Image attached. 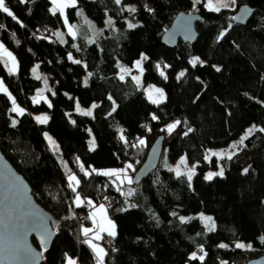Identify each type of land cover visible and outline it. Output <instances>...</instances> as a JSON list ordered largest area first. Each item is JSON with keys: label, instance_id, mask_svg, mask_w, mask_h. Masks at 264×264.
Instances as JSON below:
<instances>
[{"label": "trees", "instance_id": "obj_1", "mask_svg": "<svg viewBox=\"0 0 264 264\" xmlns=\"http://www.w3.org/2000/svg\"><path fill=\"white\" fill-rule=\"evenodd\" d=\"M6 6L21 23L0 12V42L18 69L9 72L0 57V79L24 112L12 111V99L0 93V151L56 220L50 249L33 239L43 264H97L81 236L82 225L90 222L78 216L88 215L87 201L107 205L108 199L116 201L106 208L117 234L102 239L106 264H248L264 257V0H235L233 9L219 11L208 10L203 0H75L66 9L67 21L52 12L51 0H6ZM243 8L252 11L248 20L237 19ZM183 12L201 16L199 37L193 45L180 41L170 49L163 36ZM91 27L102 30L94 42L87 38ZM194 58L202 63L193 66ZM141 59V83L122 80L121 67L131 69ZM36 65L47 80L51 107L33 102L43 83L32 76ZM150 85L162 89L163 102L147 99ZM77 102L83 111L96 103L93 115L77 111ZM41 113H47V123L34 120ZM171 124L176 129L169 136ZM47 133L58 142L61 160L50 150ZM143 135L147 144L141 145ZM159 137L162 157L167 153L174 162L186 156L198 164L192 180L160 162L147 179L135 181ZM233 142L239 152L231 159L206 161L209 150L228 149ZM220 168L223 176L206 179L208 171ZM122 169L131 183L97 174ZM69 175L79 180L76 192ZM77 194L82 207L74 204ZM199 213L212 217L214 231L195 217ZM238 242L245 247L236 248ZM193 253L206 255L201 262L191 259Z\"/></svg>", "mask_w": 264, "mask_h": 264}, {"label": "water", "instance_id": "obj_2", "mask_svg": "<svg viewBox=\"0 0 264 264\" xmlns=\"http://www.w3.org/2000/svg\"><path fill=\"white\" fill-rule=\"evenodd\" d=\"M252 15L248 8L240 10L237 19L246 20ZM202 18L196 13L178 14L163 36V43L170 49L179 42L193 45L199 34L196 24ZM164 137H159L135 175V181L147 179L160 165ZM57 228L56 220L36 201L25 178L18 173L0 151V264H43V250L51 248ZM248 264H264V257Z\"/></svg>", "mask_w": 264, "mask_h": 264}, {"label": "snow or ice", "instance_id": "obj_3", "mask_svg": "<svg viewBox=\"0 0 264 264\" xmlns=\"http://www.w3.org/2000/svg\"><path fill=\"white\" fill-rule=\"evenodd\" d=\"M20 2L21 3H26L27 0H20ZM120 2H121V0H116L117 4H119ZM52 3L54 5H56V7L53 8V13L55 14L56 10L59 9L61 11V13L63 14V9L65 7H68V6H74L75 0H70L69 3L61 2V0H52ZM194 3H199V0H194ZM232 3L234 4L235 0H232ZM220 6L226 7L227 5L226 4H222V3H218L217 5H213L212 0H208V4L206 5V7H208V9L210 11H219V7ZM129 11L130 12H135L136 9L135 8H130ZM0 12L6 13V15L8 17H11L14 21H16L17 23H21L18 20V18L14 15V13L6 6V0H0ZM109 23H111V22H109ZM21 26L23 27V24H21ZM128 26L130 28L134 27V25H132V24H129ZM4 27H5V25L0 24V29H3ZM69 33L70 34H74V33H72V29L71 28L69 29ZM223 35H224V33H221V37ZM0 53H3V55L7 57V60L11 62V67L9 68V72H13L14 69H15V57H13L12 54L10 52H8L7 49L4 48L3 44H0ZM69 59L70 60L72 59L71 54H69ZM142 59H147V57H142ZM73 62L77 63V64L80 63L79 60H75ZM198 62H200L199 58H194L192 61H190V63L193 66H195ZM200 63H202V62H200ZM136 66H137V68H140V62L139 61H137ZM156 67H157V69H160V65L159 64H157ZM164 67L166 68V67H168V65H165ZM33 71L35 72L36 69H33ZM126 71H127L126 69H122V72H126ZM216 71H220V69L216 68ZM160 75L164 76V72L160 71ZM179 75L183 76L184 73L181 72ZM36 78L40 79L39 76H37ZM121 79H123V76L121 77ZM134 79L137 80V82L139 81V77H134ZM44 82H45V86H47V80L46 79H45ZM85 84H87V81H85ZM49 91H50V89H49ZM154 91L160 92V96H161V98H163V93H162L161 90L154 89ZM0 92H3L5 94L8 93V89L6 87H4V84H3L2 81H0ZM149 98L151 99V96ZM9 99H12V97L10 95H9ZM41 99H43L45 101V103H48L49 107L52 106L51 103L48 102L47 99L43 96V92L42 91L40 93H38L37 97L34 98L33 102L34 103H39ZM153 102L155 103L156 101L153 100ZM12 103H13L12 111L22 115L24 110L22 108H19L18 106H16V101L14 99H12ZM93 107H96V105H93ZM76 108H77V111L81 112L82 115H86V116H91L92 115L91 110H88V111L81 110L80 106H79V102H77ZM114 110L115 109H113V111ZM36 119L40 123H46L47 120H48V117L47 116H38V117H36ZM153 119H156V117L153 116ZM177 123H179V122H177ZM14 124H15V121H13V125ZM174 128H175V125H170L168 131L171 132ZM261 131H264V129H261ZM185 134H187V133H185ZM46 138L48 139L50 144L55 146V142L52 140L51 137H46ZM245 138L246 137L242 138L241 143H243V139H245ZM121 139H124L123 135H121ZM139 143L141 145H143L145 143V141L143 139H141V140H139ZM89 144H90V150H93L94 147H95L94 141H90ZM212 155H216V154L213 153ZM208 158H209L208 156L205 157V159H208ZM228 158L231 159V155H229ZM77 159L79 161V158H77ZM183 163H185V161L181 160V164H183ZM127 167L131 168L132 165L129 164ZM80 171L83 172L85 176L89 175V172L85 170L83 165L80 166ZM91 171L96 172L95 169H91ZM245 171H247V170H245ZM97 174L108 176V177H117V179H120L121 176H122V173L120 171H104V172H98ZM177 174L179 175L180 173L178 172ZM193 174H194V170L189 171V173H188V179L189 180H191ZM222 174H223V170L221 169V171L218 172V173H209L208 176L206 177V179L210 180V179H212V177L214 175H222ZM123 178L128 179L129 183L132 182L131 179L127 177L126 171L123 172ZM68 179H69V186L72 188V191L76 192V188L79 185V180H77L75 175H69ZM75 203H76L77 206H80L81 198H80L79 194L76 195ZM87 203H88V205H92V201L91 200L87 201ZM98 212L101 215H103L105 213V208H104L103 205L100 206V208L98 209ZM96 216H97V211H93V212L89 213V217L92 219L93 223L97 225V231L94 233V235L91 238H89V232L92 231V230L88 229V228H82V233H83V235L85 237V240L83 242L88 244L90 247L93 248V251L96 253V256H97L98 264H103V257H104V255H106V253L99 246L93 245L92 244V240L100 239L101 237H100L99 233L103 232V231H107L109 236H113L114 237L115 236V225L112 224L111 221H108L106 216H103V219L106 222L107 227L105 226V223H97ZM180 219H181V222H185L183 217H181ZM201 219L205 221V226L207 227L208 231H214L215 230V225L212 222L211 217H203V216H201ZM261 239H262V242H264V237H262ZM219 247L220 248H226L227 245L221 243L219 245ZM235 247L236 248H243V247H245V245H243L241 243H237L235 245ZM248 247L250 248L251 245H249ZM199 251L203 253L204 250H203V248H201V249H199ZM205 255H206V253H204V255H200L199 257H197L196 253H193L192 256H191V259H199L202 262L204 260V256ZM68 264H76V262L74 260H72V259H69L68 260ZM225 264H226V262H225Z\"/></svg>", "mask_w": 264, "mask_h": 264}, {"label": "rangeland", "instance_id": "obj_4", "mask_svg": "<svg viewBox=\"0 0 264 264\" xmlns=\"http://www.w3.org/2000/svg\"><path fill=\"white\" fill-rule=\"evenodd\" d=\"M51 2H52V0H51ZM61 2L69 3L70 0H61ZM203 2H204L205 7H206V5L208 4V0H203ZM212 3H213V5H217L218 3H222V4H226V5H227L226 7H224V6H220V7H219V10L224 9V8H231V9H233V8L235 7V3L233 4V3H232V0H212ZM52 4H53V3H52ZM74 5H75V4H74ZM54 7H56V5L53 4V6H52V12H53V8H54ZM68 7H70V6H68ZM206 8L208 9V7H206ZM66 9H67V7H65V8L63 9V14L61 13V11H60L59 9H57L55 13H60V14L62 15L63 19L67 21ZM208 10H209V9H208ZM82 15H83V14H82ZM131 24H132V23H131ZM132 25H134V24H132ZM134 27H135V25H134ZM134 27H131V28H134ZM70 28H71V27L68 26V32H69V29H70ZM71 29H72V28H71ZM101 31H102V30H101L100 28H98V27H94V28L91 27V29L88 31V34H89V35L87 34V38H88V40H89L90 42H94V41H95V34H96V33L98 34V33H100ZM72 33H74L73 29H72ZM72 35H74V34H72ZM0 44H2V43L0 42ZM3 46H4V45H3ZM4 48H5V46H4ZM5 49H6V48H5ZM7 51H8V50H7ZM8 52H9V51H8ZM12 56H13V54H12ZM0 57L3 58V60H5V62H6V64H7V66H8V68H10V67H11V62L7 60V57L4 56L3 53H0ZM13 57H14V56H13ZM139 62H140V68H137V66H136L137 62L134 64L133 68H131V69H127V68H125V67H121V69H120V78L123 76V79H122V80H126L127 77H131L136 83H141V81H142V77H143V73H144L143 60L141 59V60H139ZM17 69H18V64H17V61H16V59H15V69H14L13 73L16 72ZM33 69H36V71L34 72ZM33 69H32V76H33L34 78H36L37 76H39L40 79H41L42 82H43V83H42V87L38 90V92H37L35 98L37 97L38 93H40L41 91L43 92V96L46 98L47 86H45V82H44L45 79H43V76H42L41 72H40L39 69H38V65H36ZM122 69H126L127 71H126V72H122ZM141 69H142V70H141ZM134 77H139V81L137 82V80H135ZM0 81L3 82L2 79H0ZM3 84H4V82H3ZM4 87H6L5 84H4ZM6 88H7V87H6ZM154 89H159V90L162 91V89H160V88H158V87H156V86H154V85H150L149 87H147V88L145 89V95H146L147 99H148L149 101H151L152 103H154L153 100H155V101H156V102H155L156 104L163 102L164 99H165V94H164V92L162 91V93H163V98H161V96H160V92L154 91ZM0 93H3V92H0ZM3 94H5V93H3ZM6 95H8V96L10 95V96L12 97V95H11L10 92H9V90H8V93H7ZM150 96H151V99L149 98ZM12 99H13V98H12ZM41 101H44V100L41 99L40 102H41ZM93 105H96V106H97L96 103L93 104ZM93 105H92L89 109H85V111L91 110L92 115H93V112H94V109H95V107H93ZM92 115H91V116H92ZM38 116H47V117H48L47 113H41V114L34 115V120H35L36 122H38L37 119H36V117H38ZM47 122H48V120H47ZM47 122H46V123H47ZM38 123H40V122H38ZM40 124H44V123H40ZM171 125H175V124H171ZM168 129H169V126L167 127V130H168ZM175 129H176V125H175V128H174L171 132L168 131V135H169V136H172L173 133L175 132ZM251 131H252V130H248L247 133H245V134L242 136V138H244V137H246L248 134H250ZM44 137H45V140H46V142H47V144H48L50 150L54 153V155H55L59 160H61V159H62V152H61V149H60V146H59L58 142L52 137L51 134H48V133H47V134H45ZM46 137H51L52 140L55 142V146L52 145V144H50L49 141H48V139H47ZM141 139H143V140L145 141L144 144H147V137H146L145 135H143L142 137L139 138V140H141ZM139 140H138V142H139ZM243 140H244V139H243ZM90 141H94V144H95L94 149H95V148H96V141H95V137H94V135H93L92 132H91V136H90V140H89V142H90ZM139 144H140V143H139ZM237 144H238V143H236V142L234 143V142H233V143L231 144V146H230L231 148H228V149H213V150H209L208 153L206 154V156H208L209 158L206 159V161H208V162L210 163L214 158H216L217 160H221L222 158L228 157L229 155H231V158H232L234 152H239V146H238ZM89 145H90V144H89ZM213 153H215L216 155H212ZM181 160H184L185 163L181 164ZM161 163H162V166H165L166 168H170V170L174 171L175 174H176L177 176H185V177L188 178V173H189V171L194 170V174L192 175L191 180L193 179V177H194V175H195V173H196L197 165H198L197 163H191V162H189L188 159L186 158V156H183V157L179 158L178 160H176V161H174V162H171V161L168 159L167 153H165L164 156L162 157V161H161ZM221 169H222V168H220V169H211L210 171H208V173H206V177L208 176L209 173H218V172H220ZM222 170H223V169H222ZM119 171L122 173V176H121V178H120L119 180H120L121 182H123V172H124V171H127V170L122 169V170H119ZM103 172H104V171H103ZM178 172L180 173L179 175L177 174ZM223 173H224V172H223ZM216 176H223V174H222V175H214L212 178H214V177H216ZM129 178H130V177H129ZM130 179H131V178H130ZM131 180H132V179H131ZM207 180H209V179H207ZM108 200H109V199H108ZM108 200H106V202H107V203H106L107 205H105L106 207H109V202H108ZM201 216H203V217H211V216L206 215V214H204V213H199L198 215L195 216L196 218H199L204 224H205V221L201 219ZM83 217H85V219L89 220V215H86V216L83 215ZM192 218H193V217H185V218H184V221L187 222V221H189V220L192 219ZM211 219H212V217H211ZM87 220H85V221H87ZM212 222L214 223V225H215V229H216V223H215V221H214L213 219H212ZM82 224H83V223H82ZM83 226H84V224L82 225V228H83ZM206 228H207V227H206ZM207 230H208V229H207ZM102 242H103V241H102ZM238 243H240V242H238ZM236 244H237V243H236ZM241 244H242V243H241ZM243 245H244V244H243ZM197 256H199V255H197Z\"/></svg>", "mask_w": 264, "mask_h": 264}, {"label": "crops", "instance_id": "obj_5", "mask_svg": "<svg viewBox=\"0 0 264 264\" xmlns=\"http://www.w3.org/2000/svg\"><path fill=\"white\" fill-rule=\"evenodd\" d=\"M123 183L129 184L128 179L123 178ZM75 198H76V196H75ZM75 198H74V204H75L76 207H82V206H84V201L82 199H81L80 206H77L76 203H75ZM101 205H103L104 208H105V213L103 215H101L98 212V209L100 208ZM93 211H97V216H96L97 223H105V226L107 227V224H106V222L103 219V216H106L107 217V220L108 221H111L112 224L115 225V223L113 222V220L110 219V217L108 215V210H107V208H106V206H105L104 203H93L92 202V205H88V211H87L88 212V215H89L90 212H93ZM89 222H90V225L89 226H84L83 228H88V229H91L92 230V231L89 232V238H91L94 235V233L97 231V225L93 223V221H92V219L90 217H89ZM116 234H117V228H116V225H115V236H116ZM99 235H100L101 238L100 239H96V240H92V244L93 245H97L100 248H102L104 250V252L106 253V255H107L106 246L103 244L102 239H104V238H114L115 236L114 237L113 236H109L107 231L100 232ZM81 236L85 239V237H84V235L82 233V230H81ZM95 255H96V253H95ZM106 255H104V257H103V264H106L105 263ZM96 258H97V256H96ZM72 260H74L76 262V264H79L77 259H72ZM66 264H68V261H67ZM97 264H98V260H97Z\"/></svg>", "mask_w": 264, "mask_h": 264}, {"label": "built area", "instance_id": "obj_6", "mask_svg": "<svg viewBox=\"0 0 264 264\" xmlns=\"http://www.w3.org/2000/svg\"><path fill=\"white\" fill-rule=\"evenodd\" d=\"M116 204V201L115 200H109V207H113L114 205ZM78 218L84 222L86 219L85 217H83L82 215H79Z\"/></svg>", "mask_w": 264, "mask_h": 264}]
</instances>
